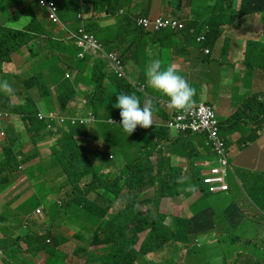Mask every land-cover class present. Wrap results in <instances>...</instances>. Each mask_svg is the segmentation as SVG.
Masks as SVG:
<instances>
[{
	"label": "crops",
	"instance_id": "obj_1",
	"mask_svg": "<svg viewBox=\"0 0 264 264\" xmlns=\"http://www.w3.org/2000/svg\"><path fill=\"white\" fill-rule=\"evenodd\" d=\"M16 1H18L17 5L24 9L27 2L30 0ZM54 1L58 4L59 10H61V8H63L64 0ZM79 1L81 15L83 12L86 13L87 18L83 17V15L82 19H80L79 16L74 18L72 15L67 24H64L61 21V24L58 25L52 23L46 18L45 11L42 27L36 24L35 30L37 32L32 33L36 38L31 43V49L33 50V53H36L38 56H29L28 48H22L19 52L12 54L10 63H6L3 66V75L8 77H19L17 71H19L23 63H25L24 66L30 65L28 60L32 59L34 60L33 63L35 65L37 59H42L50 65L59 67L60 75H65L66 78H68L67 75L70 76L69 78H78L79 80H81L82 77L87 79L90 78V76L97 73L93 61L90 60L85 69L71 72L65 63L66 56L64 54H70L67 52L66 48L74 45L70 36L72 33L77 32L76 25L78 22L81 21L82 27V25L94 21L93 25H95L99 31L113 32L118 39L111 50L104 49V51L108 54L117 52L118 59L122 61V64L125 67L124 79L131 87H125L127 92L120 94L136 95L140 99L141 107H143L145 101H150L152 104L153 126L145 130L141 128L143 135L150 132V129L153 127L165 128L164 125L169 120L168 109L166 108L168 98L166 96L157 92L158 97L156 99H151L133 91L135 88L144 89V81L147 80L145 70L149 62L152 60H159L162 67H176L178 72L183 73L181 76L185 79V75L188 78L193 79L196 74H201L202 79L198 76L195 80H192L195 89V96L193 98L195 101L194 104L209 101L216 107L220 121L228 120L234 114V112L232 114L229 113L230 109L231 111L236 108L242 109L245 102L253 97H257L259 100H264V96L260 92H253L252 94L247 95L246 98L243 94L245 83L255 79V77L264 80V76L257 67L252 71H248L244 66L240 65V63L237 64L231 58L230 51L234 50L235 39H232L227 44L228 46L230 45L229 50L223 48L212 56L211 49H202L197 40L196 42L194 39L185 40L176 38L171 40L169 37L171 32L166 31L168 29L152 34L150 32L140 31L138 27V21L140 19L156 16L175 17L184 21L185 14L186 16L191 17L189 16L188 6H184L181 10H177V12L173 11L167 13L159 4L155 9H152L149 2L148 4L143 3L145 0H132V5L125 11L129 18L114 22L96 15V8H94L92 0L87 2L84 0ZM162 1L165 4L167 2L166 0ZM157 13L159 14L157 15ZM39 17L42 18L41 16ZM30 24L31 17L23 14L16 18L13 21V26L10 27L23 30ZM112 26L117 27L116 31L112 29ZM52 40L57 41L58 45L56 46ZM204 49H208L209 53L206 54ZM254 49L262 51L260 64H264V41L256 44ZM167 51L168 54L166 53ZM184 56L186 57L185 60H183ZM86 57L101 59L95 54H88ZM24 66L20 70H22ZM43 68L46 69H41L37 65L33 67L36 71H41L44 74L49 73L48 67L43 66ZM112 69L114 68L109 61H107L102 72L107 74L108 72H113ZM47 80L51 86V97H49L48 100H51L52 108H57L58 103L57 94L55 92L56 88L54 86L55 81ZM14 81L12 82L13 86ZM106 81L108 82V79H106ZM1 82L2 79L0 83ZM81 82L82 83L76 87V96L70 102V104H73V106H71V112L74 113L75 116H84L85 112L80 111L82 109L81 105L78 106V108L74 107L77 104L86 103L85 94L86 92H90L88 87H91L82 80ZM23 92L24 88L16 96L23 95ZM75 100L79 102L76 103ZM11 101L16 103L14 100ZM256 106V102L253 101L250 103L249 109L256 108ZM50 113L60 115L55 112ZM50 113L44 114L48 115ZM243 117L246 119L249 118L252 125L250 126L248 122V124L244 126V129H241L237 127L234 128L229 122L226 126L227 129L225 130L233 141L232 146L235 147L234 149L238 152L237 159H234V166L255 165L256 168L260 169L258 160L264 152V133L261 134L264 130V123L260 125L255 123L254 115L249 111L248 114H244ZM6 121L9 120L4 117L0 120V124H3L5 128L7 127L4 124ZM6 129H8V131L5 139L3 141L0 140V159L2 161L4 159L2 149L6 145V141L11 133L21 137L19 144L23 147L22 154H31L26 161L32 156L34 158L29 163L21 166L24 173H20L11 184L0 185V264H19L21 261H25V264H47L48 257L50 258L51 255L50 253L48 254L45 251H39L33 255L29 251V249L35 250L37 247V244L33 242L30 244L27 243V235L33 232L39 233L42 236L50 235L51 238L49 240H52L55 243V250L57 248L59 250L58 252L56 251L57 255L60 258L68 256L67 260H63L57 264H92L86 262V259L81 255L76 257L74 252L76 248L80 246L83 255H86L83 252V250H85V252L87 251L91 257H94L98 256L104 250V247L101 245L103 238L100 237L98 233V226L102 218H98L97 215L91 218L83 208L78 211L77 207L73 205V208H65V211L63 214L61 213L60 216L56 210L52 211L50 209L47 211L41 201L42 197H50L52 192H57L59 193V197L57 198L56 203L58 204L60 201L65 203V177L61 176L59 182L52 184V187L48 185L46 188L44 187L46 181L55 172L52 167V158H50V148L56 141L54 135L46 129L35 134H29L25 130H20L18 131L19 133H17L14 128L12 131L10 126ZM135 130H137V128ZM166 130L171 134L168 129ZM250 131H253V135L256 134L257 131V140L250 143L245 148L240 149L236 147V134L248 136ZM89 135V138H92L93 140L97 139V133L93 131L90 125ZM2 136H5L4 130L0 132V138ZM173 138H175V136L171 134L170 140L162 141L160 144V154L155 155L152 159L154 167L157 165V158L165 159L164 165H160L161 171L170 174L168 175L170 178L167 180V183L175 188L174 191L179 192L177 196L164 198L161 201V212L169 216L166 222L164 221V224L170 227L171 216L184 218L185 220H192L193 223L191 224V229L197 234L195 237L197 244L201 245L204 241L209 242L210 245L216 244L215 241L218 234L227 232L223 228L222 230H219L220 225L225 224L230 228L233 220H237L239 225H242L241 206L238 204H232L226 207L228 196L239 194V190L234 186L232 188L228 183V193L209 194L207 188L202 184V180L208 174L207 163H214L215 157L207 150L205 146V137L202 135L186 136L183 137L182 140L172 143V141H174ZM101 144L97 143V152L99 151ZM195 146L196 150L194 152ZM107 152L111 154L112 150L104 152L99 151L98 153L105 155ZM28 168H34V175H36L35 179H32L25 172ZM111 171L112 168L107 167L103 170V173L105 175H110ZM42 173L45 174L42 176ZM173 173H176L178 178H174L172 175ZM149 177L150 176L147 175L146 179ZM124 182V180H121L119 186H122ZM39 184H41V189L40 191H37L36 188ZM248 187L253 194V203L260 212L264 214V176H258L252 179ZM149 190L151 192L154 191L152 188ZM113 191L116 192L118 190L114 188ZM95 195L96 193H94L91 198ZM212 195H214V201L210 200ZM112 198L113 202L116 204L112 205L109 213L106 215V219L109 217L114 218L124 210V206L120 204L119 200L114 196ZM177 202H181V204L178 205ZM186 202L188 205L184 206ZM219 202H223L221 208L224 212L217 215L216 209ZM39 209H43V215L37 214V210ZM138 211L147 213L148 206H141L138 208ZM197 213L210 218L215 226L210 225L207 219L202 215L194 217ZM128 234H130V231H128ZM147 235L148 232L140 234V242L137 249L140 248ZM94 236L95 244L93 245ZM162 241H165V244L168 246L170 263H166L168 260L167 253L164 257L162 250L159 251L160 258L162 256L164 258L153 260L151 255L154 253H150L147 256L148 259L157 264H174L175 259H179L180 253L183 251V246L177 244L172 239L170 241L167 239ZM254 244V248L260 250L264 248V243L263 246L256 243ZM195 248L198 247L196 246ZM234 251L239 254V250H233L232 252ZM73 257L75 258L74 260ZM198 260L200 259L198 258ZM198 260L196 264L198 263ZM191 264L195 263L191 261Z\"/></svg>",
	"mask_w": 264,
	"mask_h": 264
},
{
	"label": "trees",
	"instance_id": "obj_2",
	"mask_svg": "<svg viewBox=\"0 0 264 264\" xmlns=\"http://www.w3.org/2000/svg\"><path fill=\"white\" fill-rule=\"evenodd\" d=\"M84 1L87 2L90 0ZM174 1L175 0H173V3ZM180 1L181 4L178 5V10H181L184 6H188L189 16L196 15L197 19L199 16L201 17L200 9L202 7L210 9L211 13L205 17V22L199 21L196 23L193 21L186 23L185 20L188 16L185 14L184 21L176 18V20H179V24H182L181 28L179 26L174 28L170 27L166 31L171 32L169 35L171 40L176 38L185 40L194 39L195 42L197 40L198 43H200L202 49L212 48V45L217 41L228 44L234 38L228 37L221 40V37L229 29L240 32V28H243L244 25L247 24L249 28L253 30L257 22L256 14L261 16L262 24H264V0H241V4L238 0ZM208 1H211L210 6L207 5ZM9 2L14 9L7 18L15 20L23 14L31 17V24L23 30H18L4 24L0 25V80L2 79L0 84L7 81L13 88L12 82L18 80L19 77H8L3 75V65L5 63H10L12 54L19 52L22 48H28L29 56L37 55L36 53L34 54L31 49V43L36 38L32 33L37 32L35 30L36 24L42 27L45 11L46 18L49 19V12L46 6H41L39 4L38 0H35L37 6L33 5L31 1H28L24 9L17 5L18 1L16 0H9ZM131 3L132 0H128L126 9L129 8ZM253 3L255 6L251 7ZM54 4L57 7V14L64 24L69 22L72 15L74 18H77V16L81 14L79 0H73V2L72 0H64L61 10H59L58 4L55 1ZM227 13H229V15H227ZM128 18L129 16L126 13V18L124 19ZM93 23L94 21H91L82 26H84L86 32L95 35L96 41L101 46L100 49L111 50L114 47V43L118 40L115 33L99 31ZM80 27L81 21L76 25V31H78ZM140 31L143 30L140 29ZM53 42L56 46L58 45L57 41ZM255 45L256 43L247 46L242 66L248 71H252L257 67L264 76V64L253 66L248 56L253 51ZM66 50L70 54L63 53L66 56L65 63L71 72L85 69L90 60L93 61L94 68H96L97 71V73L90 76L88 79L85 77L81 78L84 83L89 84L92 88L88 87L90 92H86L85 94V110L81 109L80 111H84L85 114L91 112L95 115L97 120H101L103 117L112 119L113 115L118 116L120 109L113 107L116 102V96L120 93L127 92L125 87H131L130 84L124 77L119 78L117 74L113 72H108L107 74L103 73L102 70L105 68L106 60L105 62L103 59L88 58L86 56L84 59H80L78 57L79 49L75 44L67 47ZM31 61L34 60H28L29 63ZM36 65L41 69H46L43 68V66L48 67L49 73L44 75L42 72H37L33 76L28 77L24 80V90L36 88L42 98H49L51 97V89L47 85L46 78L55 81L54 86L56 88L55 92L57 94L58 107H51L50 112L67 114L68 116L62 115L65 117L75 116V114L71 112V106L69 105L77 94L76 87L82 83L81 80L78 78H66L65 75L61 76L59 67L50 65L42 59H37L35 61V66ZM2 75L3 77L1 78ZM106 79H108V82ZM12 94H6L0 89V113H8L10 121L13 116L21 121L22 125L15 124L16 130H25L29 134H35L46 129L50 121L48 119L44 121L38 119L37 115L40 112L42 113V111L33 97L30 94H26V102L24 104L12 103L10 100V95ZM17 94L18 93H16V95ZM49 101L51 105V100ZM253 101L256 102L257 106L250 110L249 106ZM206 103L214 106L209 101H206ZM42 106L46 107L44 104ZM248 111L254 115V121L257 118V123L263 121L264 100H259L257 97L247 100L242 108V116L248 114ZM234 115L235 113L228 120L220 121V135L226 144L228 152L233 145V141L225 130ZM248 122L249 125L252 123L249 118ZM231 125L233 124L231 123ZM233 127L236 128L234 125ZM6 128L3 124H0V132L4 129L6 130ZM98 129L99 131L96 130L97 138L104 141L106 146L105 151H111L116 146H119L122 150L129 147L130 143L121 135L120 132H122L125 136L137 137L142 135L144 143L141 145V148L144 150V154L126 164L115 179H106L104 173H101V166H95V164L96 162L110 161L109 152L105 155L97 153L94 156V160H91L89 154L83 150L78 142L79 138L89 137V128L86 126H73L69 124L66 127H61L57 131L59 138L56 141V146L58 149L53 151L51 159L52 167L55 172L46 181L44 187L46 188L47 185L52 187V184L59 182L61 176H63L66 179V196L64 198V205L60 206L56 203V207L51 210H56L61 216L65 208L75 204L78 211L83 208L84 211H87L89 217L92 218L97 215L98 218H102L98 226V233L100 237L103 238L101 245L104 247V250L98 256L91 257L85 250H83V252L86 255H83L80 246H78L74 255H81L86 259V262L92 264H157L148 259L147 256L150 253L159 252L160 246L165 243V241L162 240L167 239L170 241L172 239L177 244L182 245L183 250H186L192 239L197 235L191 229L193 221L171 216L170 227L164 224V221L166 222L169 216L161 212V201L164 198L175 197L179 192L174 191L175 188L167 183V180L170 178L168 175L170 174L161 171L160 165H164L165 159L157 158L156 167L153 166L152 160L155 155L160 154L161 142L170 140L171 134L163 127H153V130L150 129L151 131L145 135H143V133L140 134L137 130L128 135L122 130L119 122H116V124L110 122H108V124L98 123ZM263 133L264 130L262 134ZM13 136L14 135L11 133L8 137L9 145L4 147L2 151L4 159L3 161L0 159V185L11 184L20 173L19 167L29 163L34 158L32 156L27 161L26 158L22 161L18 160V156L22 154V146L16 138L12 139ZM183 137L186 136L173 138L174 141H172V143L182 140ZM206 143L207 139H205V144ZM206 148L213 154L215 161L214 163H207L208 174L203 178L202 184L207 188L209 194L221 193L211 192L209 186L204 182L205 179L209 177L211 168L218 166L217 157L214 154L216 151L211 149L208 145ZM195 150L196 146L194 147V152ZM230 162L231 171L234 172V159L231 157ZM258 165L261 169H264V152L261 159L258 160ZM25 172L32 179L36 178V175H34V168H28ZM22 173H24V171H22ZM45 173H42V176ZM147 175L150 176L148 179H146ZM172 175L174 178H178L176 173ZM121 180L125 182L122 186H119ZM114 188L118 191L114 192ZM151 188L154 190L153 192L149 190ZM40 189L41 184L38 185L36 190L40 191ZM95 191V198L91 200L88 195L92 192L95 193ZM113 196L124 206V210L114 218L109 217L106 219V215L109 213L112 205L116 204L113 202ZM256 204L259 205L258 203ZM141 206H148L147 213L138 211V208ZM199 215L202 214L197 213L194 217ZM202 216L207 219L210 225L215 226L210 218L205 215ZM128 231H130V234H128ZM145 232H148V235L146 239L143 240L140 248L137 249V247H139L140 234ZM50 238V235L42 236L35 232L28 234L26 237L28 240L27 243L30 244L33 242L37 244L35 250L29 249V251L33 255L39 251L50 253L51 255L50 258L48 257L47 264H57L63 260H67L68 256L60 258L57 255L55 243L49 240ZM94 239L95 236L93 238V245L95 244ZM195 249V247L192 248L193 251H195ZM187 253H189V251ZM241 254L242 253H239L238 256L240 257ZM254 257V260L247 257V264H264V249L257 252V257ZM197 260L198 257L193 256L190 262L193 261L196 264ZM226 262L225 259L221 264H226ZM199 263H201L200 260H198L197 264Z\"/></svg>",
	"mask_w": 264,
	"mask_h": 264
},
{
	"label": "rangeland",
	"instance_id": "obj_3",
	"mask_svg": "<svg viewBox=\"0 0 264 264\" xmlns=\"http://www.w3.org/2000/svg\"><path fill=\"white\" fill-rule=\"evenodd\" d=\"M33 5L37 6L35 3V0H30ZM134 1H138V0H134ZM94 8H96V15L97 16H101L104 17L106 20H111V21H119L122 20L124 18H126V4L128 3V0H92ZM152 9H155L157 7V5L159 4L161 8L164 9L165 12H173L176 11L177 9L174 8L173 6L169 5V4H165L162 0H145L143 1V3L148 4ZM175 5H180L181 1L180 0H175L174 1ZM132 5V4H131ZM130 5V6H131ZM207 5H211V1L207 2ZM129 6V7H130ZM13 6L10 5L9 0H0V25L4 24L7 26H13V21L7 17H9V15L12 13L13 10ZM104 12V13H103ZM228 12V11H226ZM200 13H201V17L197 16H191L188 17L186 19V23L193 21L194 23L196 22H205V17L207 15H209L211 13L210 9H207L205 7H202L200 9ZM159 13H157L158 15ZM83 17L87 18L86 13L83 12ZM227 15H229V13H227ZM159 16L156 17H151L152 19H156ZM227 19V18H224ZM112 29L116 31L117 27L116 26H112ZM234 38L236 40L235 42V47L234 50H231L230 52V56L231 58L240 65H242L243 63V59L245 57V53L244 50L246 49V47L249 45L251 40H254L256 42V44L262 42V38L261 36L255 32L254 30L250 29L249 26L247 24L244 25L243 28H240V32L236 31V30H227L224 35H222L221 40H223L224 38ZM223 48H226L224 45H222L221 41H217L214 45H212L211 49V53H217L218 51L222 50ZM205 52V51H204ZM168 54V51L166 52ZM249 59L250 62L253 66H257L260 64L261 62V57H262V51L258 50V49H254V51L252 53H250L249 55ZM168 57V56H167ZM186 57H183V60H185ZM6 64V63H5ZM4 64V65H5ZM3 65V66H4ZM25 65V63H23V65L20 67V69ZM34 63L33 61L30 62V65H26L24 66V68L22 70L19 69V71H17V74L19 75L18 80L14 81V86H13V94L10 95V100H14V102L16 103H25L26 102V94H30L33 99L36 101V103L39 105L41 111L43 113H48L51 111V105H50V101L48 100V98H42L40 96V93L38 91V89L34 88L31 90H24L23 95L21 96H16V93H19L23 90L24 88V80H26L28 77L33 76L34 74H36L37 72H41V71H36L33 69L34 67ZM239 66V65H238ZM114 74H117V76L119 78H121L118 73L116 72L115 69H112ZM43 73V72H42ZM71 73V72H70ZM44 74V73H43ZM73 74V73H71ZM179 75H183V73L178 72ZM45 75V74H44ZM185 75V74H184ZM198 76H200V78L202 79V75L201 74H196L193 79L195 80V78H197ZM186 80L188 81L189 85L191 87L194 88L193 86V82L191 78H188L186 75ZM1 81V80H0ZM47 81V85L49 88H51V86L49 85V82L46 78ZM145 85L143 86L144 89H140V88H135L133 89L134 92H137L143 96L149 97L151 99H156L158 96V93L153 90L148 84H147V80L144 81ZM18 84V86L16 85ZM254 84V86H253ZM244 91L243 94L245 95V98L247 97V95L252 94L253 92H260L263 96H264V80L260 79L259 77H255V79H252L251 81H248L247 83L244 84ZM264 98V97H263ZM12 102V101H11ZM75 102H79L77 100H75ZM13 103V102H12ZM45 105L46 107H43L42 105ZM81 105V108L83 110L84 109V104H77L74 108H78V106ZM70 106H73V104H70ZM88 111V110H87ZM84 112V111H82ZM235 113V115L232 117V119L230 120V123H232L234 126H236L237 128H243L244 126L248 124V119L244 118L242 116L243 112L241 108H236L235 110L231 111V109L229 110V113ZM61 115H65L68 116L67 114H63V113H59ZM61 115H57L55 117H62ZM63 120L58 123V122H53L50 126V128H46L47 131L51 132L56 141L59 138V135L57 134V131L61 128V127H66L69 124L70 125H81V126H86L87 128H89V125L91 126V128L93 129V131L96 132V130L99 131L98 129V123H106L108 124L109 119L103 117L101 120H97V118L95 117V115H93L91 112H88L86 114H84V116H69V117H62ZM119 118L120 116H112L111 120H114L115 122H119ZM94 119V121H89ZM79 120H83L84 124H81L79 122ZM73 121L75 123H73ZM108 121V122H107ZM7 127L10 126L11 129H15V131L17 133H19L16 130L15 124L18 125H22L21 121L17 118V117H12L11 121H6L4 123ZM143 130H145L143 128ZM8 129H4V133L5 136H2L0 138V140H4L6 137V133H7ZM137 131L142 134V130L141 127L137 126ZM121 135L123 137H125L130 145L129 147L125 148V149H120L119 146H116L113 148L112 153L110 154V161H105V162H96L95 166L100 165L102 170L101 173L103 174V170L107 167H111L112 171L110 175H105L106 179H112V178H116L119 173L122 171V169L126 166V164L130 163L131 161L139 158L141 155L144 154V150L141 148V145L144 143L143 137L142 135H139L137 137H132V136H125L122 132H120ZM237 138H236V147L238 148H243V145L245 144V139L242 138L241 134H236ZM90 136V135H89ZM16 138L18 140V142H20V136L18 135H14L12 139ZM98 139V138H97ZM97 139H92L89 137H82L79 138V144L82 146L83 150L85 152H87L89 154V156L91 157V160H94V156L95 154H97L99 151L100 152H104L105 150V144L104 141L102 139L97 140ZM56 141L53 144V146L50 148L51 151V156L50 158H52V154L53 151H55V149H58V147L56 146ZM98 144H102L100 145V149L97 152V143ZM9 145V141H6V146ZM3 147V148H4ZM23 148V147H22ZM21 148V151H22ZM235 147H231L229 149V153H230V157L232 159H237L238 156V152L234 149ZM3 151V149H2ZM3 154V153H2ZM31 154H21L18 156V160L22 161L24 158H28ZM175 162V160H174ZM19 171L20 173H22V168L19 167ZM20 173L18 174V176L20 175ZM17 176V177H18ZM258 176H264V169H258L256 168L255 165H246V166H239V167H235L234 168V172H232L229 177H228V183L230 184V186L233 188L236 187L239 190V194H233L228 196V201L226 202V207L228 205H239L241 206V214H242V225H239V222L237 220H233L232 221V226L229 228V226L223 224L219 226V230L225 229L227 232H222L220 234H218L217 239L215 241L216 244H211L209 242L204 241L203 244L198 245L196 242V238H193L189 247L186 250H183L180 253V257L179 259H175L174 264H191V262L189 261V259L193 256H197L200 259L199 264H221L223 260L226 259V264H247V257L251 258L252 260L255 259L254 256L257 257V252H259L260 250L255 247V244H258L260 246H263L264 243V214L260 212V210L255 206V204L252 201L253 198V194L251 192V190L249 189L248 185L250 183V181ZM96 193V191H95ZM230 193V192H229ZM94 194V192L90 193L88 195V197L91 200H94L95 196L93 198H91V196ZM213 196L211 197L210 200H213ZM59 197V193L57 192H52L50 197H42L41 201L43 203V205L46 207L47 211L56 207V200ZM223 202H219V205L216 209L217 215L222 214L224 211L221 208ZM178 205L181 204V202H177ZM188 205V203L186 202L184 204V206ZM75 206V204L73 205ZM73 206L69 207V208H73ZM202 238V237H200ZM238 239V240H236ZM234 241V242H233ZM198 247L195 249V251L192 250V248L194 247ZM167 248V250H166ZM264 249V248H263ZM164 254V257L167 253V257H168V246L167 244H162L159 248L158 251H161ZM233 250H239V253H242L241 256H238L237 252H232ZM56 251L58 252V248L56 249ZM189 251V253H187ZM232 252V253H231ZM231 253V254H230ZM228 254V255H225ZM225 255V256H224ZM79 256V255H78ZM76 256V257H78ZM151 257L153 258V260H159L164 258L163 256L160 258V252L158 253H154L151 255ZM75 258L73 257V260ZM237 262V263H236ZM166 263H170V258L168 257V260ZM19 264H25V261H21L19 262ZM28 264V263H26Z\"/></svg>",
	"mask_w": 264,
	"mask_h": 264
},
{
	"label": "built area",
	"instance_id": "obj_4",
	"mask_svg": "<svg viewBox=\"0 0 264 264\" xmlns=\"http://www.w3.org/2000/svg\"><path fill=\"white\" fill-rule=\"evenodd\" d=\"M41 6H46L49 12V19L54 24H61L60 18L57 14V7L54 1L51 0H38ZM182 27L178 20L165 19L158 17L156 19L143 18L139 20V27L146 32H157L170 27ZM76 47L79 49L78 57L84 59L88 53H102L101 55L109 61L112 67L116 70L120 77L125 76V67L122 61L118 59L117 52L103 53L100 49L99 43L95 37L85 31L84 28L80 29L77 33L71 35ZM208 52V50H206ZM69 77V75H67ZM168 108V106H167ZM169 120L164 125L171 134L176 137L188 136V135H202L207 139L206 146L214 149V153L217 157L218 166L211 168L210 175L205 179V184L209 186L211 192H224L227 191L226 179L231 173L230 154L226 148V144L220 136V120L217 114V109L207 104L205 101L198 104H193L192 108L188 111L170 110L168 108ZM8 117V114L0 113V120L2 117ZM56 114L50 113L48 115L38 113L39 120H49L48 128H50L53 122L60 123L65 116L55 117ZM94 121V119L89 120ZM81 124H84L83 120H79ZM73 123H75L73 121ZM38 214H42V210H37Z\"/></svg>",
	"mask_w": 264,
	"mask_h": 264
},
{
	"label": "clouds",
	"instance_id": "obj_5",
	"mask_svg": "<svg viewBox=\"0 0 264 264\" xmlns=\"http://www.w3.org/2000/svg\"><path fill=\"white\" fill-rule=\"evenodd\" d=\"M166 1H167L166 4H169L178 10V5H175V3H173V0H166ZM238 2L241 4V0H238ZM253 6H255L254 3L252 4L251 7H253ZM159 17H162L165 19H175L176 20L175 17H163V16H159ZM256 17H257V22H256V25H255L253 30L255 32H257L261 36L262 41H264V24H262L261 16L259 14H256ZM79 18L82 19L81 14L79 15ZM138 27H139V21H138ZM82 28H84V26H82L80 29H82ZM139 29L143 30L140 27H139ZM163 30H165V29H163ZM77 32H74V33H77ZM144 32H146V31H144ZM74 33H72V34H74ZM154 33H156V32H154ZM70 39L73 40L71 38V36H70ZM73 42H74V40H73ZM255 43L256 42L254 40H251L249 45L255 44ZM222 45H224L226 47V49L229 50L230 45L228 46L227 44H224V43H222ZM206 50H208V49H204L205 52H206ZM246 50H247V47L244 50V53L246 52ZM102 52L106 53L104 50H102ZM208 53H209V50H208V52H206V54H208ZM78 54H79V52H78ZM88 54H94V53H88ZM88 54H86V55H88ZM101 54L102 53H97L95 55H97L101 59L107 61V59L104 58ZM214 54H216V53H211L212 56ZM145 75L147 78V84L153 90H155L156 92H158V93H160V94H162L168 98L166 108L168 106V108L170 110H178V111H188L192 108L193 104L195 103V101L193 99L195 96V89L189 85L188 81L183 76L178 74V70L176 67H174V66L162 67V64L159 60H152L149 62V64L146 67ZM0 89H2L6 94H12L14 91L13 88L11 87V85L7 81H4L2 84H0ZM113 107L120 109V111H119V116H120L119 125L122 128V130L125 133H127L128 135L133 133L135 131V129L137 128V126L144 128V129H147V128L153 126V107H152V104L150 101H145L143 107H141L140 99L136 95H134V94H132V95L119 94L116 96V103L113 105ZM6 114H8V113H6ZM9 117H10L9 115H8V117L4 116V118H7L8 120H9ZM257 119L254 121L255 123H257ZM109 122L116 124V122L114 120H111V119H109ZM262 123H264V120L261 121L260 123H257V124L260 125ZM251 125H252V123L250 124V126ZM262 132H261V134H262ZM173 136H175V135H173ZM242 138L246 140L245 144L243 145V148H245L250 143H253L257 140V131H256V134H254V135H253V131H250V134L248 136H242ZM262 155H263V153L261 154L259 159H261ZM231 173H229V175ZM229 175H228V177H229ZM228 177L226 179L227 191H224L221 193H228V190H229L228 189ZM58 204L60 206H62L65 203L60 201V202H58ZM41 210H42V214H40V215H43V209H41Z\"/></svg>",
	"mask_w": 264,
	"mask_h": 264
}]
</instances>
